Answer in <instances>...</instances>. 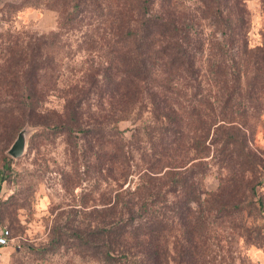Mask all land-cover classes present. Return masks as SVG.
Returning a JSON list of instances; mask_svg holds the SVG:
<instances>
[{"label": "trees", "instance_id": "trees-1", "mask_svg": "<svg viewBox=\"0 0 264 264\" xmlns=\"http://www.w3.org/2000/svg\"><path fill=\"white\" fill-rule=\"evenodd\" d=\"M246 1L19 0L7 5L10 16L51 9L59 18L56 31L28 33V42L19 40L18 30L0 33V132L5 139L25 125L69 136L95 132L98 172L107 165L119 188L130 174V145L149 162L134 189L130 183L110 197L107 209L95 211L93 229L74 230L77 249L91 251L102 264H208L206 236L214 214L231 215L238 208L239 188L244 194L256 191L247 177L256 164L247 150V127L252 117H264V35L261 44H251ZM85 23L95 26L92 47L99 46L107 57L103 77L98 69L87 75L90 88L100 100L110 97V123L133 120L129 142L125 131L108 139L100 128L86 130L78 111L90 93L84 86L71 92L67 114L54 121L44 116L45 99L61 80L58 42ZM180 148L193 153L178 154ZM217 157L229 169L235 190L226 200L224 189L213 193L204 187L208 165ZM170 212L184 242L177 260L170 247Z\"/></svg>", "mask_w": 264, "mask_h": 264}, {"label": "rangeland", "instance_id": "rangeland-1", "mask_svg": "<svg viewBox=\"0 0 264 264\" xmlns=\"http://www.w3.org/2000/svg\"><path fill=\"white\" fill-rule=\"evenodd\" d=\"M18 1L0 0V33L9 31L15 35L18 30L21 31L19 40L28 42L31 40L28 33L47 36L58 29L59 15L55 10L26 9L10 16L7 5ZM246 6L251 44L259 45L264 35V3L247 0ZM94 30L93 24L85 23L81 29L64 33L58 42L61 50L58 49L55 56L61 80L57 90L46 97L42 108L44 116L51 121L69 112L67 104L71 92L83 86L90 88L87 75L91 69H98L99 77L104 75L101 70L106 66L107 57L99 46L92 47L97 35ZM100 80L101 84L103 79ZM78 111L86 130L92 132L100 128L108 139L112 132L125 131L122 135L125 140L132 139L133 120L110 123L109 115L113 111L110 97L105 95L100 100L92 87L82 98ZM248 124L247 150L256 164L247 177L256 191L254 195L252 192L244 194L239 188L234 202L238 208L231 215L225 210L214 214L212 231L206 236L210 248L204 257L208 264H264V117L263 120L252 117ZM23 128L30 133L26 152L18 159L8 153L18 133L6 140V135L0 132V230L7 228L12 235L10 244L1 250L0 264H102L93 258L91 251L77 249V242L71 235L79 227L85 231L93 229L95 211L107 209L110 197L127 189L130 183L132 188L136 187L149 162L141 160L138 146L130 145L131 175L119 188L116 180L109 177L107 165L101 174L98 172L93 150L95 132L69 136L29 125ZM141 144L145 145L144 140ZM189 152L192 154V149L180 148L177 153L188 155ZM206 173L205 190L215 193L224 189L226 200L233 189L228 181L229 169L217 157L210 161ZM161 176L162 173L158 178ZM124 179L121 178L122 183ZM171 214H166L174 229L170 247L172 257L177 260V249L184 242L177 220Z\"/></svg>", "mask_w": 264, "mask_h": 264}, {"label": "water", "instance_id": "water-1", "mask_svg": "<svg viewBox=\"0 0 264 264\" xmlns=\"http://www.w3.org/2000/svg\"><path fill=\"white\" fill-rule=\"evenodd\" d=\"M29 133L30 131L27 128L22 129L18 133L15 142L13 143V145L8 151L11 157L18 159V158H21L25 154L26 149H27Z\"/></svg>", "mask_w": 264, "mask_h": 264}, {"label": "built area", "instance_id": "built-area-1", "mask_svg": "<svg viewBox=\"0 0 264 264\" xmlns=\"http://www.w3.org/2000/svg\"><path fill=\"white\" fill-rule=\"evenodd\" d=\"M12 240V235L9 229H1L0 230V257H1V250L8 246Z\"/></svg>", "mask_w": 264, "mask_h": 264}]
</instances>
